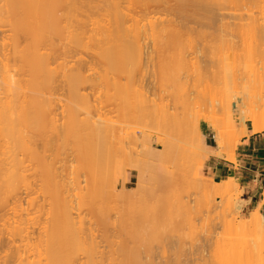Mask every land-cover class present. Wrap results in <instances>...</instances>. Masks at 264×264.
<instances>
[{
  "label": "bare ground",
  "instance_id": "6f19581e",
  "mask_svg": "<svg viewBox=\"0 0 264 264\" xmlns=\"http://www.w3.org/2000/svg\"><path fill=\"white\" fill-rule=\"evenodd\" d=\"M219 1L220 0H0V31L3 34H5L0 39V222L5 221L3 225H0V240L5 239V240H8V242H9L8 243L9 244L8 250H5L6 252L4 251L5 254H3L2 250H1L2 252H0V264H36V263L40 264L39 260L43 259L42 257H44V255L39 257V260L33 256L39 255V254H37V252L42 247L40 246L39 249H36L38 251L35 250L36 251L35 255H33L32 252L28 251L26 249V247L30 248L32 245L35 249V247L38 246L36 244H38L39 242L42 243L43 238L47 239V242H46V240L43 241V243H45V244L47 243V245L44 246L46 248V250L43 251V249H41L42 251L40 250L39 253L46 252V254H48L44 257L46 259L41 261V263L43 262V264H44V261H45V264H47V263L49 264V262H50V264H52V263L53 264H143L142 261L139 262V260L137 259V258H140L139 256L136 255L139 252L135 251L133 253L131 251L128 252V251L122 250L126 246L121 248L123 253H121L120 250H116L117 251L116 253H118V252H119V254L121 253V255H118L119 257L113 256L116 254L115 252L113 255L108 253L109 255L106 254L107 256H105V254H104L105 251L101 253V251H100L101 246H99L100 242H98L99 243L98 244L96 241V238H94V236H95L94 234H96V233L91 232L89 229H86L87 228L86 222H88V219H90L87 216L88 214L86 215V213L85 214H83L84 212L82 213L83 214L82 216L86 215V217H87V218L85 217L87 220L84 221L85 220L84 217H80L81 212H79L80 215H78L79 214L78 212L76 213L77 208H75L76 207L75 204L73 206V200L75 201V199H76L75 203L79 204V206L81 208H83L84 207L83 205H86V204L88 205L89 203L95 204L96 200L98 201L104 197L105 201H102V203L99 201V203H101L100 204L101 209L99 211L96 209L98 211L96 216H98L99 212L103 213L104 209L106 211L108 209V211H109L107 213L104 212L103 214L99 213L100 218L98 216V219H100L99 221H101L100 223H102V225H104L103 223H104L105 219L108 221V219L111 218V216H107L108 214L111 215L113 213H116L114 211L116 209V205L114 206L115 209L111 210L113 213L110 212V210H109L112 208V206L115 203L111 204V208H109L110 204L109 205L105 204L104 206H102V205L104 203H106V200L109 201L110 197H108V195H107V194H109V191L112 192L115 190L113 188H116L114 186V181H115L116 177H119L120 175L122 176L124 174V172H119L123 168L122 162L124 160L120 161V164L122 166L120 167L118 174L117 173L113 174L117 169L114 168L115 169L114 170L113 168H110V167L109 168L107 167L108 169H105L103 164H104V161H106L105 162V164H106L107 160H108V158L104 160V155L106 158V156H108V155L110 156L113 153V151H112L113 145L111 143L112 140L109 139V137L110 136H113V137L119 136L121 138L122 135H124V128L122 127L123 125L122 126L120 125L118 127H117V125L115 126L114 124L117 123L118 121L117 122L113 121L115 119H113L112 117H111V119H113V120H111L110 116L108 114H107L105 121H108L110 119L109 121H111V122L110 123L108 122V123L110 125H114V126H110L107 122H105V124L103 122V124H102L101 120L93 122L94 114L96 112V109L98 108L97 107L98 102H97V104L95 103L96 105H94V100L92 101L91 98L89 99V97H90V95L94 96L95 93L97 94L95 97H98V95L100 93L98 94L97 92H100L102 89L103 90H105V89L102 88L100 91H98L97 89H100L99 88L100 86L96 85L97 89L95 90L96 92H94L93 87H91V89H93L94 95H92L90 92V95L88 96V95H86L88 91L87 92L85 91L86 94H82L80 92V88H82V89L84 88V90H85V89H87L88 83H89V87H90V86L94 85L95 80L98 79L105 86H108L110 88L113 87L112 88L113 90H114V88H117V92L115 90L113 92L114 94H112V92L109 91L108 94L113 95L112 98L114 101H117L119 98L120 99L118 101L119 102L122 101L124 95L128 93V89L130 90V88L125 89V85L128 84V80L125 79L127 77L124 78L123 76L128 75V77H130L129 80L131 81L132 77L135 76L136 74H138L135 70H137V68L143 63V59H144L143 49L145 50L146 47L142 48V46L144 45L145 42H148V41L153 42L154 48L152 47L153 49L152 48L151 49L155 50L156 54L160 50L162 52V55H159L160 52L158 53L159 56L157 55L158 57L161 58L158 61L159 62L158 65L156 63L158 68L155 67L156 65L153 64L154 69L157 68V73H158L153 77L157 78L159 76V79L162 80V82L159 80V82H161V84L163 82L167 83V81H169L173 77L174 78L171 79V81H174L176 79L182 80V78H186V77H184V75L185 76L187 75V77H190L191 79L193 78L192 77L193 75H196L198 77H205V79H207V81L204 80L205 82L204 81H202V82L206 83L207 86L206 85H205L206 87L203 86L202 91H205L206 94L207 93L209 94L210 91H212L213 89H214V91L217 90V92L215 91L216 92L215 94L212 95V92H211V94H209L211 97H209L210 99L208 101L210 104L212 102L213 103L215 102L214 103L215 107L220 108L219 109L220 111H218V113L216 112V114L219 116H218V118L216 117L215 119L218 120L221 117L220 114L222 113V111L225 112V110H226L225 113H227L229 111L231 115L230 114H229L230 116L228 114L227 115L225 114V115L229 116V118H231L232 120L229 119L228 117H225L224 113L222 114V117L220 119H222L224 116L225 119H223V121H225L226 123L228 122V124H230V125L233 124V123L231 124V122L242 123L243 128L241 129L239 136L236 135L237 137L235 138V136L233 135L234 140H232L231 138H233V137H231L232 136L231 135L232 133H231L228 135L229 138L231 137L230 139L227 136L226 139L223 140V138L220 137L223 134L221 133V135H220L219 133L221 132V130H218V129H220L219 127L221 126L220 122H219V120L218 121L216 120L215 122L216 123L219 122L217 124L220 126L217 127L218 129H216V128L213 129L212 132H214L216 134V137H215L216 144L215 145L217 148L212 149V148L207 147V145L205 144V133H204L203 129L199 130V126H198L199 123H198V125L195 126L198 129L195 128V130H194L191 128L193 126V125L191 126V124L192 123L195 124V122H193V120L194 121L196 120L198 122V120H197L198 118L192 119V120L188 119V121L190 120V122H188V121L186 122L183 120L187 117L186 115L183 117L182 116L176 117V115L180 114L179 112L182 108L181 104L183 103V99H182L183 95L179 99H178L179 96H177V98L175 97L174 99L172 98L171 101H172V103L174 102V104L172 106H171L172 103H170L171 101H169L170 98L169 99L164 98L163 103H160V104L158 103V105H157L156 100L154 101V99L152 100V98H150L151 101H149L148 100L149 96L146 98L145 97L146 95L144 96L142 94L143 93L142 92L141 94L143 95V97L140 94V97L138 98L139 103H140L139 105L141 107L140 110H142V112L139 111V113L141 112L142 115H143V113H144V115H146L147 112H148V114H150L152 112V114L155 115V114H157L155 112H158V113L160 112V114H162V112H164L162 114V116L163 117L166 116V118L161 117L162 118L161 119L162 124L161 123L160 124L164 128L163 129L161 127L162 128L161 130L163 132H165L166 129L167 130L165 133L160 132V134H164V136L167 137L172 132L171 130H174L172 133L174 136L176 134V137H177L176 139H178V136H180V134L182 136L179 138H181V139L185 138V135H184L185 130H184V132L182 131L183 133L181 132V130L185 129V128H182L181 130H180V128L182 126H184V124H185L184 122H186L187 124L190 123L189 125H187V127H189V128L186 127L187 128V130H186L187 137H186V142L184 143L185 148H186L185 149L186 154L188 153V156L189 155L193 156V157L192 156L190 157V160H191V158H193L194 159L193 162H194L196 160V158H194V156L198 155L199 153H200L201 159H208L212 155L222 157L225 155V153L222 151L224 145H226L227 147L231 146V147H233L234 150H236L240 141L244 137H246V135L248 133V126H247L248 122L251 123V128L253 129V131L255 133L264 132V22H263L264 19H261V18H264V16H262L264 14V12H263L264 11L263 10L264 9V5H263L264 0H259V1L257 0L256 1V4H259V7L258 6H256V7L259 8V9L258 8L257 9L259 10L260 13L258 12V10L256 8H254V10L256 9L257 12H255L253 10V7L256 5L255 3H254L255 5H252V4L250 5L251 1H253V0H248V2H247V0H245L248 3L247 5L248 6L250 5L251 9H249V10L250 11L253 10L256 14H253L252 13L253 11L248 13V14L245 13V12H247L244 9L245 7H243V9H244L243 11H245V12L242 11L241 14H239L240 13L239 9L241 8L242 5L241 6L233 5V7H232L230 4H227V5H230L232 7V8H229L227 10L228 6H226V3H229L232 1L231 4H233V2H234V4H236L237 0H235V1L230 0L228 2H226L227 0L226 1L222 0V1H224V3L226 2L225 3L226 7L223 5L224 4L223 2H219ZM240 1L238 0L237 4ZM245 1L243 3H246ZM260 3H262V4L260 5ZM217 4L218 5L221 4V5H219L220 7ZM214 5H217L216 6L217 8L218 7L222 8L224 13H225V11L230 12V14H227V15L225 13L226 17H228L229 15H233V14L236 15L237 11H234V13L232 12V14H231V11H233V10H238V14L240 16H238V18H236L237 16L235 17L233 15L234 18L232 16V19L230 20L231 17L227 19L225 17V15L224 16L221 15L222 12H220L221 14L218 13L219 15L215 14L216 12L213 13V11H214L213 6ZM262 5H263V9H262V7L260 8V6H262ZM161 9L166 11V14H168L169 16L171 15V17L176 16V17H178V19L180 18L181 23L179 24L176 20H173L172 18L170 19V17H168L169 19L168 18L164 19L166 16H168L164 12H163L165 14L164 17L158 16L157 11H159ZM231 9H233V10H231ZM260 9H262V11H260ZM241 10H242V8L240 9V11ZM200 13H202V16ZM242 13H245L246 17H244L245 15ZM94 15H98L99 17H101V19L98 21H94L93 20ZM172 15H174V16H172ZM256 15H258V16H256ZM224 17L227 20H230L232 22L230 23V21H229L228 23H224L223 22L225 20ZM235 18H236V20H235ZM259 18H260V20H262L263 23L259 22ZM233 19L237 23L240 22L239 25H237V23H236V25H232L234 22ZM227 20H226V22H227ZM245 20L248 21L249 26L251 27V29H250L251 30V32H250L251 36L248 35L249 38H251V41L249 39V41H248L249 44H247V41H246L245 43L247 45H245V43L240 44V43H238L237 40H236V42H234V36L232 33L233 29H231V31H229L230 27H234V28L236 27L237 30H240L239 29L240 24L241 25H243L244 23L246 24ZM241 22L242 23L244 22V23L242 24ZM191 23H194L197 25L199 24V27H201L203 29H204V27L209 28V29H212V28L215 29L216 27H218V26L220 27V25H223L222 28L220 27L221 29H219V30H221V31H222V29H225V30L222 31L223 33L221 31H220V33H217L218 36H216V34H215V38L216 37L221 38V42L224 40V42H222V43H224L225 45L222 44L223 47L220 49L219 48L217 49V51L219 50L218 52H220V56L218 58H216L217 57L216 55L212 56V58L214 57L216 60L214 58H213L214 60H212L210 58V60L207 61L206 59L204 60V57H207L206 55L208 54V52H211V50H213V49L216 50L217 47L210 49V47H212V46H211V44H209L210 47L208 46L209 47L208 49L210 51H207V52H205V51L208 49H206L204 51L205 48H203V50L201 48L200 50H202V52H203V53L201 52L202 55H205L204 57L203 56L201 57L203 60L199 57H197V58L195 57L196 59L199 58L197 61H200V62L195 61L194 60L195 58L192 59V60H194V62H191V61L190 62L193 64H191V63L187 64V65H189L187 67L190 68V70H188L189 72L185 71L183 73V70L186 68L185 67L181 73H179L180 70L178 71V73H177L178 75L174 74V72L172 73L175 76L177 75L176 78H175V76H172V74H171V78L169 79L170 74H167L168 76L166 77V71L169 67V63H171L172 65L174 64V62L177 63V61H175V58L172 56V52L175 50L177 52V50L179 48L181 49V47L185 46V44H184V46H182V45H183V43H185L184 39H185L186 34L190 35L191 32L194 33V30H192V28L190 26ZM241 28L244 29L243 27H241ZM244 31H246V30H244ZM199 32H200L199 35L204 34V32H202V31H199ZM237 33H236L237 34L236 36L239 35V31H237ZM243 34H245V32H243L240 35L242 36ZM246 34H247V32H246ZM246 37H247V35H246ZM246 37L244 36L243 38H246ZM240 38H242V37H240ZM240 40H242V39H240ZM240 40H239V42H240ZM244 40H243V42H244ZM64 41H67L68 43L66 45L62 44V42H64ZM209 42H206V43H209ZM212 42H215V40ZM90 44H91V46H90ZM190 44H191V42H190ZM212 44H214V43H212ZM215 44H216V42H215ZM85 45L90 46V48L87 47L89 49H91V47H92V49L90 50L92 54H93L92 51H94V57H91V59L97 58L101 64H104V67L107 70V73L106 74L104 73V76L102 75L103 74L102 72H101L102 74H100L97 71L98 78H95V75L97 73H95V75L93 74L94 76L89 73V71H92V70L96 71L95 68L90 69L91 63L84 62V59H82V60L76 59L79 57V55H77L78 54L77 51L76 52H74V51L77 50L78 48L87 49L85 47ZM83 46H84V48H83ZM191 46H192V44H191ZM216 46H217V44H216ZM73 52H74V56L72 55ZM153 52L154 51H152V53ZM75 53H77V54L75 55ZM149 53H151V52H149ZM155 53H153V54H155ZM146 54H148V53H146ZM153 54H150L151 56L146 55L148 57V58L146 57L147 60L149 59V57H151L152 61H155V59H154L155 57L153 58V56H152ZM75 56H76V58H75ZM81 58L79 57L78 59H81ZM72 59H76L77 61L76 60L73 61ZM184 59H186V57L182 58V61ZM188 59L190 60L191 58H188ZM96 61L94 62V64L95 63L98 64V62H96ZM149 61L150 60H148L147 64L149 63ZM152 61H150V62H152ZM167 61H169V62H167ZM243 61H245V64L243 63ZM164 62L168 63V64H165ZM179 62H181V61H179ZM144 64H142V65H144ZM190 64L192 67H190ZM102 66H100V64H99V69H100V67L102 68ZM141 66L139 67L140 69H141ZM104 67L102 68V70H104ZM142 67H144V66H142ZM145 67L148 68V66H146V65H145ZM106 70H104V72ZM108 71H111V72H108ZM141 71H142V69H141ZM135 72H136V74H135ZM87 73H89L88 75H90V76H88V75L86 76ZM108 73L113 74L117 78L114 79L113 81H109L105 77V75H106L109 78ZM144 73H143V75H144ZM155 73L156 72H154V74ZM154 74L152 73V75H154ZM160 74H163L162 78H160ZM180 74L181 75L183 74L182 75L183 77H181ZM122 77L126 80V84L125 85L122 84L124 86L120 88L119 87L120 86L119 79ZM164 77H165V79H164ZM110 78H112V77L110 76ZM137 78L138 77H136V79ZM61 79L62 80L64 79V80L62 82H59V80H61ZM186 79H189V78H186ZM191 79H189V82L187 80V83L192 88H196V86L193 87V85L198 84V82L195 83L197 78L196 77L194 78L196 80L193 79L194 80V84L192 83L193 85L191 84V82H193V80H191ZM98 80H96V82H98ZM133 81H134V78L130 82V83H132V85H134V83H135V81L134 82ZM171 81L169 83H171ZM100 82H98V83L101 84ZM58 84L60 85V87H58ZM136 84H137V86L139 85L138 87H141V85L138 84L137 81H136ZM62 85H64V87L66 86L65 90L69 89L68 91L66 90L67 96L64 95L66 98L63 95H61L62 89L64 91V88H62ZM165 85L166 84H164V86ZM199 85H201V84H199ZM82 86H84V87H82ZM96 86H94V87H96ZM128 87H129V85H128ZM131 87L133 88L134 86H131ZM165 87H168V86L166 85ZM207 87L209 88V90L206 92V90L208 89ZM215 87H218L220 89L219 90H218V88L215 89ZM60 88H61V92H60L61 94L59 95L58 89H60ZM122 88L127 92L125 93V91ZM135 88H136V86H135ZM135 88H134V90H135L134 91L135 92L134 97L138 96L140 93L137 91L138 94H136L137 89H135ZM205 88H207V89H205ZM120 89L123 90L124 92L121 91ZM194 90L195 89H193V91ZM214 91H213V93H214ZM205 93H203V96H206ZM106 94H107V91L105 92V94L103 93V97L105 95V98L103 100L105 101L108 98L106 100L107 103L105 102L106 103L105 105L108 104V100H110V98H111V97L106 98V96H108V94L107 95ZM114 95L116 96V99H115ZM216 95L218 96L217 98L215 97ZM121 96H123V97H121ZM142 98L144 99V101L142 100ZM232 98H234V100ZM100 99L101 98L98 99V101H100L99 103L104 104V101L102 99L101 100ZM127 99H129V98H127ZM130 99L132 102L134 98L133 99L130 98ZM214 99L215 100L217 99V100L215 101ZM125 100L126 99H123V101H125ZM179 100H180V102H179ZM184 100H185V98H184ZM186 100H187V97H186ZM136 101L134 99V103ZM185 101L183 103L184 106L186 104ZM189 101H191V99ZM193 101H195V97H194ZM128 102H130V101H128ZM143 102H145L144 104H146V105H144ZM202 102H204V101L200 102V106H201ZM149 103H151V104H149ZM152 103H154V104H152ZM197 103H196L195 110L197 108ZM120 104L117 103L118 106ZM142 104L144 106H142ZM210 104H208V106ZM100 105H99V108H101ZM105 105H103L104 108H105ZM112 105L113 104L111 103L110 106H112ZM117 105H113V106L116 107ZM124 105H128V104L124 103ZM124 105H123V107H124ZM133 105L129 104L128 107L127 106L126 107H127V109L128 108L129 109L133 108L134 110L137 109V112H138L139 108H137V106H138L137 102L135 103L134 107H130ZM176 105L177 106L179 105L181 107H179V106L177 107ZM192 105H194V104H192ZM121 106H122V104H121ZM173 106H174L175 110L174 109H172V110L174 112H176V110L178 111L179 108H180V110H179V112H177L178 114H176V115H174L171 112V115L172 114L174 115L173 118L169 117L168 121H166L165 119H167V117L170 116L169 113L171 111V107H173ZM203 106L204 105H202L200 107V109ZM58 107L59 108L61 107V109L63 108L64 111L66 110L65 112H63L61 110L63 113H60L61 111L59 110L60 115H62V117L66 118L67 122L65 121L66 122L65 124H64V122H63V124L61 123L63 120H65V118L63 119L60 117V119H63V120L57 119V118H59L58 117L59 115H57ZM109 107H107V110H106L107 113H109L108 111H111V110H108ZM143 107H145V108H143ZM175 107H177V108H175ZM209 107L207 110L210 111ZM211 107H212V104H211ZM215 107H212V108H215ZM189 108L191 109V107H189ZM133 109H131V110H133ZM185 109H186V107H185ZM205 109H202V110H205ZM198 110H199V108H198ZM186 111H184V112H186ZM199 111H201V110H199ZM209 111H208V114L210 113ZM99 112L100 111H98V113L96 112L97 116H95L96 118L94 120H98L99 115L102 113V112L101 113H99ZM112 112L113 111H111L110 113L112 114ZM181 112H183V110ZM201 112H199V113H201ZM64 113L66 116L63 115ZM104 113H103V115H104ZM122 113H123V111H121L120 114H122ZM126 114H129V113L127 112ZM189 114H190V112H189ZM189 114H188V117L191 116ZM142 115H141V117H142ZM217 115H214V116H217ZM108 116H109V119H107ZM123 116H124V114H122L121 118ZM126 117H124V118H126ZM135 117L137 118V116H135ZM175 117H176V119H174ZM195 117H197V116H195ZM180 118H183L182 121H180ZM226 118L229 121H227ZM100 119H103V118H100ZM104 119H103V121H104ZM138 120L141 121L140 119H138ZM169 120L171 121V123H169L170 122ZM176 120H177V122H176L177 125H173ZM59 121H61V122L58 123ZM165 121H166L167 125H163V123ZM223 121L221 120V123ZM212 122L214 123V121H212ZM111 123H113V124H111ZM180 123H181V126H180ZM168 124H170V126H168ZM63 125H66V126H63ZM58 126H59V128L57 129ZM166 126L170 127V129L168 127L165 128ZM175 126L179 127V128L175 129ZM60 127L63 130V131L61 130V133L59 131ZM49 130L50 131L52 130V132H50L49 135L52 137H53V135L55 136V138L51 137L52 141L54 142V143L52 142L53 145H56V148L53 151L57 150L59 143L63 144V142L67 143L68 141H70V145H71L72 140H74L72 143L75 142V145H76L75 149L72 146L74 144L69 146L68 144L65 143L64 146L68 145L67 146L68 149H66L65 151L66 152L69 151L70 147H71V149L74 150V153L72 155H75L77 152V154H76L77 157L76 156H73V157L77 158V163L79 161L81 163L80 165H82V164L84 165V166L82 165L83 167L82 166L79 167V169L80 168L85 169L86 171H82V172L85 173L84 176L86 174H88V176H85V177L89 178V179L84 178L85 180H89V181H84V182H86L85 183L86 186L84 185L85 187L82 186L84 183L80 179L81 174H80V177H73V179L75 180V185H76L75 187L72 186V185H74V184H72L74 180L73 181L71 180L72 179L71 177L73 175L70 176V178H69V176L66 175V179L69 178V179H67V180H69L68 182H65L66 179L63 182L62 181V179H64L63 177H62L61 182H60V177H61V175H64V174H61L62 172H60L63 169L59 168L60 169V170L58 169L59 171L56 169V168H58L57 165H55V163L56 164L58 163V161H57L58 157H56V154H55L56 152L55 153L50 152L53 154L54 159L52 158V160H55L54 162L51 160V158H50L51 161L48 162L47 159H49V157L44 158V156H47V153H49L50 149L52 151L53 147H55V146L51 145L52 143L50 142L51 141L50 136L47 137V133L49 132ZM55 130H58L59 132L58 131L56 132ZM168 130L171 132H168ZM196 130H198V131H196ZM130 132H128V133H130ZM177 132H178V135H177ZM57 133H59V135L62 134L63 137L65 136L64 138H66V135H67L68 140L66 139V140H63V142H61L60 140H62V138L59 139V135L57 136ZM166 133L168 135H166ZM171 134L168 137L169 138L172 137L175 139V137ZM129 135H131V134H129ZM129 135H128V137H132V139H135V138H133V137H135V135H133V134H132L133 136H129ZM183 135H184V137H183ZM106 137H107V139H106ZM124 137H122V139ZM168 137L160 139V143L162 144L165 152L172 154L173 160H174V157L179 156L178 158H180V155L183 152L182 153H181V151L178 152L177 148L181 147L183 150L184 144L182 143L183 145L181 144L182 145L181 146L179 144V142L181 140L178 139L179 141H175L178 143V147H177L174 144L175 142L173 143L174 140L169 139ZM46 138L47 139L49 138L50 141L47 140ZM37 139H39V140H37ZM40 139H42V141H45L41 144L46 147V149H45L44 146H42L44 148V149L41 148L44 151V152L41 151L42 153L39 152L41 149H39L40 145L38 148V144H37V141H38V143L41 141ZM108 139L111 141H109ZM102 140H103V143L101 144V147L102 146L103 147H102V150L100 152H102L103 149H105L107 147L106 141L109 142L110 146L108 145V147H110L111 150L108 149V150H110L108 152L109 154H104L105 151H103L102 153L104 155L100 152H99L100 155H97V153L95 154L93 152L100 146L99 143H101ZM147 140H148V138L146 139V141ZM171 140H173V141H171ZM230 140L233 141V144H230V142H231ZM56 141H59V142L56 143ZM104 141L106 143H104ZM117 141H119V139ZM146 141L144 142L145 144L147 143ZM49 142L51 144H49ZM137 142H139V141H137ZM137 142H136V144H137ZM182 142H184V141L182 140ZM46 143H48V144H46ZM35 145H37V147H35ZM47 145L50 146L49 150H48ZM148 145H150V144L148 143ZM61 146H63V145H61ZM104 146H106V147L104 148ZM63 148L61 147L60 148L61 151L58 149L57 152L62 154ZM124 148H126V147H124ZM98 149H101V148L99 147ZM149 149H151V148L149 147ZM173 149H175V150H173ZM176 149H177V152H175ZM73 150H70L69 152H71V151L73 152ZM123 150H125V149H123ZM80 151H82V154L80 153ZM97 151L98 150H96V152ZM149 151L150 150L146 151L147 154H149V155H147L148 159L154 160V156H152V154H150V153H153L152 150L150 152ZM173 151H174V153H173ZM78 153L81 155V157L78 156ZM176 153L178 154V156H176L177 155ZM186 154H184L182 161H183V159L184 160L188 159L187 158L188 156ZM128 155H127V157H130ZM182 155H181V157H182ZM48 156H49V154H48ZM119 156H120V152H119V155L117 157H119ZM147 156H146V158H147ZM78 157H79V159H78ZM111 157L112 156H110L109 160L119 164L118 163L119 161L117 160V158L114 157V155H113L114 158L113 157L111 158ZM122 157H124V156H122ZM80 158H82V159H80ZM236 158H237V155H236L235 151L232 152L228 156V160H230V161L236 160ZM26 159L27 160L29 159L28 161H31V164ZM87 159H91V161H89ZM94 159H96V161H94ZM176 159L177 158H175V161H176ZM83 160L86 161L85 162L86 164L83 163ZM116 160L118 162H116ZM158 160H160V157ZM161 160L159 162H161ZM173 160L171 161V163H174ZM180 160H181V158L177 159L178 162H176V164H175V168L176 169L178 168L177 171L180 170L179 169L180 165H181ZM45 161L47 163L51 162L52 164L49 165ZM111 161H109V162H111ZM32 162L34 163L33 166H32ZM129 162H131V161H129ZM191 162H192V160H191ZM196 162L197 161H195V163ZM108 163L106 164V166H108L110 164V163L109 164ZM146 163H148V166L144 167L143 170L140 169L141 164H139V160H136V161L134 160V162H132L131 164H134V166H135L134 168H136V172H138V177L141 176L145 180V182H146V180L147 181H150L151 179L155 180V179L151 178V176H147L148 175L147 172L151 169L150 167L153 163H151V162H150L151 164L149 162H146ZM179 163H180V165L178 167ZM195 163H193V164H195ZM28 164H30V166ZM162 164L164 165V163H162ZM54 165H55V167H54ZM72 165L73 164H71V166ZM76 165H79V164H76ZM129 165H127V166L129 167ZM168 166L169 165H167V167ZM53 167L56 170H54ZM32 168L35 171V175L40 174V176L39 175L38 176L40 177V183L41 184L40 183L39 184H40V186H42V188L39 186L38 183H37L36 188H35V185H33L31 182H29L28 177H26V176H28L27 173H29L28 172L29 170H31V173H33L32 176L33 177L35 176L34 172L32 171ZM34 168H36V170ZM72 168H73V166L71 167V170H73V172L75 173L74 168L73 169ZM76 168L77 167H75V169ZM117 168H119V167H117ZM125 168H126V166H125ZM147 168L149 170H147ZM67 169H70V166H68ZM109 169L110 170L112 169L111 172H109L110 171ZM26 170H28L27 173H26ZM123 170L124 169H122V171ZM194 170H195V167H194ZM57 171L60 173V176H59V173ZM77 171H79V170H76V173H77ZM36 172H38V173L36 174ZM64 172H67V174H68L67 170ZM150 172H151V170H150ZM77 175H78V173L75 174V176H77ZM37 177H35V178L37 179V182H38L39 177L38 178ZM173 178H175V177L173 176ZM26 179H27V181H26ZM171 179L172 178H170V181L172 182ZM41 180H42V182H41ZM71 181H72V183H71ZM77 181H78V183H77ZM197 181H198V187L204 186L203 185L204 182L200 177L197 178ZM87 182L89 183V185H88L89 187L87 186V184H88ZM30 183L32 184V186L35 189L32 188ZM66 184L67 185L69 184L71 186L70 188H72V187L76 188L77 187V189L79 190L81 195L78 194L79 192L77 193L76 196L73 195L72 191L74 189L72 188V190H71L69 188V185H68V187H66L67 186ZM77 184H78V186H77ZM80 184H81V186H80ZM210 184L215 185L216 187H218L221 190L223 198L225 201H228V197L230 199V197L235 195V194L234 195H232V194L239 190V181L234 179V178H229L227 180H223L222 182H216V181L212 180L210 182ZM30 187H31V189H29ZM140 187H143V186H140ZM26 188H27V190H29L30 195H32L34 193V192L31 193V191H33V190L35 191L36 189H38V190H36L34 195L37 193L36 195L38 196V191H40L42 194L44 193L43 194L44 197L43 198H42V196L40 197L41 194L39 193L38 198L40 197V199L42 198V200H45L47 202V200L44 199L47 196L49 201L52 202V204H51V202L49 203V201H48V204H47V206L49 205V207H50L49 209L51 211L46 207V202H42L43 206L45 205L44 210H46V211H47V209L49 210L47 212L45 211L46 212V218H45L46 220L43 221V223L45 222L44 223L45 225L48 222L46 225L47 229H46L45 225L42 224L45 227L43 230V226L40 224L41 223V221H40V223L38 222V228H40L39 226H41L40 229H42L43 231L40 229H39L40 230L39 231L38 228L36 227L37 225L36 226L34 225L36 227L35 230L37 229V232L34 231L35 233H33V232L29 233V234L33 233V236H30L28 233H26V232L30 231L31 229H26V227H27L26 226V220L28 218L25 215L28 216V214H26L27 208H25L23 206L22 200H21L22 190L27 191ZM83 188H84V190L80 191ZM86 188H87V190H86ZM165 188L167 189V187H165ZM40 189H42V190H40ZM66 189H68V191ZM69 190L72 193H69ZM78 190H76L74 192H77ZM85 190H86V193L84 194L83 192ZM165 190H163V191H165ZM168 190H170V189H168ZM123 191L125 192V189H123ZM144 191H145V189H144ZM67 192L69 193V195ZM121 193L122 192H120V194ZM141 194H144V193H141ZM70 195L72 197H75V199L74 198L72 199ZM78 195L81 197H79ZM77 196L79 197L78 199H77ZM105 196H107V197H105ZM120 196H122V194ZM106 198H109V199H106ZM129 198L130 197L126 198V200L127 199L130 200ZM33 199L31 198V200L34 201V204H35V200H36L37 205L36 204L35 205L38 207V204H40V202L38 203V201H42V200H38L36 197H34ZM231 199H233V197ZM109 202H107V203H109ZM175 202H177V200H175L174 203ZM228 202H226V203H228ZM231 202H232V200L229 203L231 204ZM178 203H179V205H177V204H175L176 206L173 205L174 206L173 211L177 210L179 212V210H184L183 212H185L186 217H188L187 220L189 221L190 210L188 209L186 203H184V202L181 203L180 201ZM34 204H33L34 208H37V207H35ZM50 204H51V206H50ZM97 204H96V206H98ZM141 204H139V206ZM145 204L146 203H144V205ZM230 204L227 206L228 207L231 206ZM33 206L29 205V207H33ZM131 206H133V207H130V209H127V210H129L128 212L131 213L133 211L131 214L133 215L135 213L137 215L136 216L134 214L135 216L132 217L133 220L134 219H136V220L132 221L129 219L130 221H128L129 225L131 224L130 227H132V224H133V226H135V227H133V229L131 228L132 231L138 230L139 226L141 227V225H140L141 222L144 223V221H147L148 219L149 220L146 223L149 222V224H151L150 222L152 219L148 218L149 216H147V218H145L146 215L144 217L142 216L144 214V212H146V211L142 210V213L140 214L139 209L142 207L137 208V206L135 207L133 204H131ZM147 206H148V204H147ZM104 207H107V208H104ZM242 207L243 206L242 205L239 206V204H238V206H236L237 210H239V211L242 210ZM38 208H40V207H38ZM93 208H92V211H94ZM78 209H79V207H78ZM39 210L43 211V208L39 209ZM52 211L55 214L53 217H52V215H53ZM77 211H79V210H77ZM92 211H91V213H92ZM134 211H136V212H134ZM177 211H176V213H177ZM10 212H12V213H10ZM45 212H43V213L45 214ZM149 212H150V210H149ZM43 213H42V215H44ZM48 213H50V214H48ZM75 213L78 215L77 218H75V216H76ZM11 214H13V215H11ZM74 214H75V216H74ZM104 214H107L106 215L107 217ZM119 214H118V216L120 217L119 220L122 221L121 218L123 217L124 214H126V212L123 213V215L122 214L119 215ZM146 214H147V212H146ZM148 214H150V213H148ZM172 214H174V212ZM178 214H180V213H178ZM9 215H11V216H9ZM42 215L40 214L38 217H40V216L42 217ZM91 215L92 214H90V212H89V217H91ZM139 215H141L142 217ZM161 215H163V214L161 213ZM161 215H160V217H161ZM175 215H172V216H175ZM10 217H12L13 220H12V218L10 219ZM41 217L40 218L35 217L36 219L34 217H30V218L33 219L32 220L33 222H35V220H39V219L42 220L44 218V217H42V218ZM93 217H91V219ZM104 217H106V218H104ZM47 218H49L50 221H49V219L47 221ZM81 218H82V221L80 220ZM167 218H169V216ZM31 219H29V220L31 221ZM77 219H79V220H77ZM158 219H159V217H158ZM126 220L120 222V226L125 231L127 229L129 230V228H130V227H128V225H126L128 227L126 229L125 225L124 226L122 225V224H125ZM32 221H31V223H32ZM107 221L105 222V225L108 224ZM93 222H95V220ZM93 222L91 224H93ZM133 222L134 223L136 222L135 224L137 226ZM227 222H228V224H227ZM227 222H226V224L228 226H230V224H232L231 221H227ZM235 223L233 221V224L230 227H232V228H233V226L235 227L236 226ZM84 224H85V226H84ZM98 225H100L102 227L101 224L98 223ZM239 226L237 228L241 229L242 226H244V229L243 228L241 230L238 229V232H236L237 231L236 227L234 228V230H236V231L231 230L232 228H230L228 230V232L234 231V234H233V232L229 233V234L230 235L232 234L231 236H233L235 238L233 239V237H232V239H228V241H226L227 239L224 240V243L219 247L220 251L215 256V258L218 260L219 264H251V261L253 263L256 260H260L261 253L263 251L262 249L264 248V217L260 213V210L259 211L257 210L256 213L252 214L247 219V222H245V225L243 224V225H239ZM28 227L30 228V226H28ZM49 228L51 230H49ZM90 228H91V226H90ZM228 228L229 227H227V229ZM33 229H32V231H33ZM245 229H247L248 231H251L253 233L252 234L253 235L252 238H254L253 241L250 240L251 236H249V233ZM41 231H42V236L41 235L40 236H41V238L43 236L44 237L41 239V241H39L38 238H40V236H36V233H37V235L41 234ZM44 231L46 232V234L44 233ZM49 231H51L52 234H49ZM239 231L243 232V233L240 232L241 236L244 235V231H246V233H248V234L244 235L245 236V237H243L244 239L246 238V235L250 238H247L245 240L240 239L242 237L239 236ZM130 233H131V235H134V234H132V232H130ZM236 233H238L239 237H237ZM229 234H226V236L231 237ZM29 236L30 237L36 236L37 240L39 242L37 241L38 243L34 244L35 243L34 239H36V238H30ZM95 237H97V236H95ZM27 239H30L32 243L27 242V241H30ZM32 239H33V241H32ZM236 239L239 240L238 242H240L242 240L241 244L240 243L234 244V243H236L235 242ZM247 240H250V241H248L249 243L252 241L250 243L251 246H250V244L246 245L248 243L243 244V241L247 242ZM27 243H31V244L28 245ZM252 243H253V245L256 244V246H253ZM40 245H42V244H40ZM235 245L238 248L239 247L243 248V246H245L248 249L250 246L251 248H253V250L250 249V251L248 252L247 248H246V250L244 249V251L242 252L243 249L242 250L237 249L235 247ZM33 247H32V249H33ZM26 251H28L30 255ZM111 251H110V253H111ZM137 251H138V249H137ZM245 251H246V253H245ZM252 251H254V252L256 251V252L254 253ZM26 253L30 257L32 255L33 256L30 258ZM139 255H140V253H139ZM27 256L29 257V259ZM47 256L50 257L51 260ZM255 258H256V260H255ZM31 261H33V262H31ZM35 261H37V262H35Z\"/></svg>",
  "mask_w": 264,
  "mask_h": 264
},
{
  "label": "rangeland",
  "instance_id": "374dc122",
  "mask_svg": "<svg viewBox=\"0 0 264 264\" xmlns=\"http://www.w3.org/2000/svg\"><path fill=\"white\" fill-rule=\"evenodd\" d=\"M224 1H226V0H224ZM224 1H222V0H220L219 2H223L224 3ZM228 1H230V0H227L226 2H228ZM233 1H235V0H233ZM238 1V0H237ZM237 1H236V4H237ZM240 1V0H239ZM245 0H241L237 5L236 4H234V2H233V4H231L232 3V1L231 2H229V3H226V6H228V8H227V10L229 9V8H232L233 7V5H235V6H241V8H242V10L240 11V9H239V14H241V12L245 9V11H247V12H245V11H243V12H245V13H250V12H252L253 10H254V8H258L259 7V4H256V1L257 0H253V1H251V3H250V5L252 4V5H255L254 7H253V10L252 11H250L249 9H251L250 8V5L248 6L247 4V2H248V0H247V2L246 3H243ZM259 1V0H258ZM225 3L223 4L224 6H225ZM255 3V4H254ZM227 4H230V5H227ZM262 3H260V5H261ZM218 5V4H217ZM217 5H214L213 6V13L214 12H216L215 14H221L220 12H222V14L221 15H225V13H226V15L227 14H230V12H228V11H225V13H224V11L222 10V8H219L220 6L219 5H221V4H219L218 6V8L216 7ZM264 5V4H263ZM263 5L262 6H260V8L262 7V9H263ZM225 6V7H226ZM256 6H258V7H256ZM243 7H245L244 9H243ZM252 7V6H251ZM224 8V7H223ZM239 8V7H238ZM254 10L255 12H257V10L259 9H257V10ZM262 9H260V11H262ZM231 10H233V9H231ZM230 10V11H231ZM264 10V9H263ZM234 11H237V14H238V10H233V11H231V14H232V12L234 13ZM252 12L253 14H256L255 12ZM158 12V16H165V14H166V11H164V10H159V11H157ZM165 14H164V13ZM258 12H259V10H258ZM264 12V11H263ZM262 12V13H263ZM163 15H162V14ZM245 13H242V14H244L245 15ZM260 13V12H259ZM261 13V14H262ZM201 14V16H202V13H200ZM218 14V15H219ZM235 15V14H233L236 18H238V16H240L239 14L238 15ZM166 15H168V14H166ZM204 15V14H203ZM226 15H225V17H226ZM233 15H229L228 17H226L227 19L228 18H230V20L232 19V16ZM172 16H174V15H172ZM234 16H233V18H234ZM242 16V15H241ZM256 16H258V15H256ZM260 16V15H259ZM262 16H264V14L262 15ZM261 16V17H262ZM82 17V16H81ZM168 17H170V19L172 18L173 20H176L179 24L181 23V19L179 18L178 19V17H176V16H174V17H171V15L169 16H166L164 19H167ZM224 17V18H225ZM244 17H246V15L244 16ZM225 18V20L223 21L224 23H228L230 20H227ZM236 18H235V20H236ZM101 19V17H99L98 15H94L93 16V20L94 21H98V20H100ZM169 19V18H168ZM261 19H264V18H261ZM226 20H227V22H226ZM234 20V19H233ZM235 20H234V22H233V24L232 25H236V23L237 22H235ZM247 20V19H246ZM245 20V21H246ZM232 21H230V23H231ZM259 22L260 23H263L262 22V20H260V18H259ZM229 23V24H230ZM235 23V24H234ZM239 23L240 22H238L237 23V25H239ZM242 23V22H241ZM244 23V22H243ZM242 23V24H243ZM191 28H192V30H194V33H192L191 32V34L190 35H188V34H186L185 35V39H184V41H185V43H183V45L182 46H184V44H185V46L184 47H181V49L179 50H177V52H176V50L175 51H173L172 52V56L175 58V61H177V63L176 62H174V64L172 65L171 63H169V67H168V69H167V71H166V77L168 76L167 74H170L169 75V79L171 78V74L174 72V74H177L178 73V71L180 70V72L179 73H181L182 72V70H183V73L185 72V71H188V70H190V68L189 67H187V66H189V65H187V64H189V63H191V62H194V60L195 61H197L199 58H201L202 56L204 57L205 55H202V50H203V48H205L204 49V51L206 50V49H208L210 46H209V44H211V46L212 47H210V49H213L214 47L216 48V50H211V52H208V54L206 55L207 57H204V60L206 59L207 61L208 60H210V58L212 59V60H214L213 58H212V56L213 55H216L217 57L216 58H218L219 56H220V52H218L217 51V49L219 48H222L223 46H222V44H224V43H222V42H224V40L221 42V38H219V37H216L215 38V34H216V36H218L217 35V33H220V31L221 30H219V29H221L222 28V26L223 25H220V27L218 28V27H216L215 29H209V28H205L204 27V29L203 28H201V27H199V24L197 25V24H194V23H191ZM201 26V25H200ZM239 27V26H238ZM241 27H243L244 29H242ZM224 28V27H223ZM203 29V30H202ZM231 29H233V31H232V33H233V36H234V42H236V40L238 41V43H240V44H244L246 41H247V44H249L248 43V41H249V39H250V41H251V38H249V36L248 35H250L251 36V27L249 26V23H248V21H246V24L244 23L243 25H241L240 24V27H239V29L241 30H237L236 29V27L234 28V27H230V29H229V31H231ZM225 29H222V31H224ZM244 30H246V31H244ZM198 31V32H197ZM199 31H202V32H204V34H201V35H199L200 34V32ZM207 31V32H206ZM219 31V32H218ZM221 31V32H222ZM237 31H239V35L238 36H236L238 33H237ZM243 32H245V34H243L242 36L240 35V34H242ZM246 32H247V34H246ZM250 34H249V33ZM223 33V32H222ZM237 33V34H236ZM214 34V35H213ZM5 34H3L1 31H0V39H1V37H3ZM203 35V36H202ZM246 35H247V37H246ZM246 37V38H243V37ZM239 37V38H238ZM240 37H242V38H240ZM215 40V42H216V44H217V46H216V44H215V42H212V41H214ZM240 39H242V40H240ZM245 39V40H244ZM248 39V40H247ZM239 40H240V42H239ZM243 40H244V42H243ZM210 41V42H209ZM242 41V42H241ZM190 42H191V44H192V46H191V44H190ZM206 42H209V43H206ZM68 42L67 41H64V42H62V44H64V45H66ZM212 43H214V44H212ZM147 44V45H146ZM246 43H245V45H247ZM225 45V44H224ZM90 46H91V44H90ZM90 46H87V45H85V47L87 48V47H89L90 48ZM191 46V47H190ZM202 46V47H201ZM209 46V47H208ZM145 48V50L143 49V54H144V59H143V63L142 64H144V65H142V66H144L145 67V65L146 66H148V68H144V67H142L141 65V69H142V71H141V69L138 67L137 68V70H135L138 74H136V72H135V76H133L132 77V80H133V78H134V81H135V83H134V85H132V83H130L131 81L129 80V78L130 77H128V75H124L123 77L125 78V77H127V78H125L126 80H128V84H126V80L122 77V78H120L119 79V81H120V88L121 87H123L125 84V89L126 88H130V90L128 89V93L127 94H125L127 91H125L123 88V90L125 91V95H124V97L123 96H121V97H123V99H126L125 101H123V99H122V101H114L113 100V98H112V94H114L113 92L116 90V92H117V88H114V90L112 89V88H110V87H108V86H105L104 84H102V82H100V80H98V79H96V80H98V82H100L101 84H99L98 82H96V80H95V82H94V85H92V86H90L89 87V83L87 84V89H85L84 90V88L82 89V88H80V92L82 93V94H86V92H87V94L86 95H90V92H91V94L92 95H94V92H96L95 90L97 89V86L96 85H98V86H100L99 88L100 89H97L98 91H100L102 88H104L106 91H107V94L109 93V91H111L112 92V94H108V96H106V98L107 97H111L110 98V100H108V106L107 105H105L106 103H107V99L104 101L103 99L105 98V95H104V97H103V93L105 94V90H101L100 92H97L99 95H98V97L99 98H101L103 101H104V104H101V103H99L100 101H98V97H95L97 94L95 93V95L94 96H91L90 95V97H89V99L91 98V100L93 101L94 100V105H96L97 104V102H98V104H97V109H96V112L98 113V111H100L99 113H101L104 109V111L99 115V117H98V120H94L96 117L95 116H97V114H96V112H95V114H94V119H93V122L95 121H99V120H101L102 122V124H103V122H104V124H105V122H111V121H109L110 119H111V117L113 118V119H115V120H113V119H111V120H113V121H115V122H117V123H115L114 125L116 126L117 125V127L118 126H122L123 128H124V135H122V137H124L123 139H122V137L120 138L119 136H116V137H113V136H110L109 137V139H111L112 140V145H113V147H112V151H113V153H112V155H110V156H112L113 157V155H114V157L115 158H117V160L119 161H117L116 160V162H118L119 164H117V163H115V162H112L111 160H109V158H110V156L108 155V156H106V158H105V155L104 154H109L108 152L111 150L110 149V147H108V145H109V142L108 141H106L107 142V147L106 146H104V148L105 149H103V151H105L104 152V154L102 153V152H100L101 150H102V147H101V144L103 143V140H102V142L101 143H99L100 144V148L101 149H96V150H98L97 152H96V150L93 152V153H97V155H100L99 154V152L100 153H102L103 155H104V160L105 159H107L108 158V160H107V163L109 162V161H111V162H109L108 164V166H106V164H105V162L106 161H104V164H103V166H104V168L105 169H108L109 167L110 168H115V169H117L113 174H115V173H117L118 174V171H119V169H120V167L122 166L121 164H120V161H122V160H124L123 162H122V164H123V168L122 169H124L123 171H122V169L119 171V172H124V174L121 176L120 174V176L119 177H116V179H115V181H114V186L116 187V188H113V189H115L114 191H112V192H110L109 191V194H107L108 195V197H110V199L109 198H106V199H109V201L108 200H106V203H104L102 206H104L105 204H107V205H109L110 204V206H109V208H111V204L112 203H115L113 206H112V208L111 209H109L110 210V212H112L111 210H114L115 208H114V206L116 205V209L114 210L116 213H113V214H111V215H107V214H104L105 216L107 215V216H111V218L110 219H108V221L105 219V221H104V225H102V223H100L101 221H99L100 219H98V216H99V213H98V216H96L97 215V212L101 209V203H102V201H105L104 199V197L102 198V199H100V200H96V202H95V204L93 205V204H91V203H89L88 205L86 204V205H83L84 207L83 208H81L80 206H79V204H76L75 203V201H76V199H75V197H72L71 195V198L73 199H75V201L73 200V206H74V204H75V208H77L76 209V213L78 212H81V215H80V213L78 214V215H80V217H84V221H86L87 219V217H86V215L88 216V218H90V219H88V222H86V229H89L91 232H94V233H96V234H94L95 236H97V237H95L94 236V238H96V241H97V243L98 242H100V244H99V246H101V249H100V251H101V253L102 252H104L105 251V256H107V255H109V254H111V255H113L114 254V252L116 253L117 251L116 250H120L121 251V253H123V251L122 250H125V251H131V252H139L140 253V255H139V253H137L136 255L137 256H139L140 258H137L138 260H139V262L140 261H142V263L143 264H219V262H218V260L215 258V256H216V254H218L219 253V251H220V249H219V247L224 243V240H226V241H228V239H232V237L233 236H231L229 233H232L233 232V234H234V231H236V232H238V229H240V228H237L239 225H245V222H247V219L251 216V213L249 212V210L248 209H245V206H246V203L243 201V199H244V190L241 188V190H240V186H239V190L237 191V192H235V193H233L232 195H234V196H232L233 197V199H231L232 197H230V199H229V197H228V201L230 200H232V202H231V204L228 202V201H225L224 200V198H223V195H222V192H221V190L218 188V187H216L215 185H213V184H210V182L213 180V178H211L209 175H207V173H206V170H205V167H206V160L207 159H201L200 157V153L198 154V155H195L194 156V158H196V160L195 161H197L196 163H195V161L193 162V158H191V160H192V162H191V160H190V157L192 156V155H189L188 156V153L186 154V148H185V142H186V137H187V133H186V130H187V128H189V127H187V125H189V124H187L186 122L188 121V119H190V120H192V119H197L198 120V122L195 120H193V122H195V124H191V128L192 129H194L195 130V128L196 129H198L197 127H195L196 125H198V123H199V130H202L203 128L202 127H204V128H208V129H210L211 131L213 130V129H218L217 127H219L220 125V129H218V130H221V132L219 133L220 135H221V133L223 134V135H221L220 137L221 138H223V140L224 139H226V137L229 135V134H231L232 136L231 137H233V135L235 136V138L237 137L236 135H238L239 136V134H240V131H241V129L243 128V126H242V123H240V122H231V124L232 125H230V124H228V122L226 123L225 121H223V119H225L224 118V116L225 117H228L229 118V116L231 115L230 114V112L228 111L227 113H225L226 112V110H225V112L224 111H222V113L220 114L221 115V117H222V114L224 113V116H223V118L222 119H218L219 120V122H220V125H218L217 123H219V122H215L217 119H215L216 117L218 118V116L219 115H217L216 114V112L218 113V111H220L219 109L220 108H216L215 107V102L213 103H211L212 104V107H215V108H212L211 107V104L208 102L209 101V97H211L209 94H211V92H212V95L213 94H215L216 92H217V90H215L214 91V89L212 90V91H210V93L208 94H206L205 93V91H202L203 89H202V87L203 86H205L206 85V83H204L205 81H207V79H205V77H198V76H196V75H193L192 77V79L190 78V77H187V75L185 76L184 75V77H186V78H189V79H191V80H193L195 77L197 78V80L196 79H194V80H196L195 81V83H197L198 82V84H194V80H193V82H191V84L193 85V87L194 86H196V88H192L191 86H189V84L187 83V80H188V82H189V79H186V78H182V80L181 79H176V80H174V81H171V79H173V78H171L169 81H167V83H164V84H166L168 87H165L164 86V84L162 83L161 84V82H162V80H160L159 79V76L157 77V78H155V77H153V76H155L156 74H158L157 73V65H158V61L161 59L160 57H158L159 55H162V52H161V50L160 51H158L157 52V54L155 53V50H152L153 48H154V44H153V42H150V41H148V42H145L144 43V45L142 46V48ZM153 47V48H152ZM83 48H84V46H83ZM89 48H87V49H82V48H78L77 50H75L74 52H78V54L77 53H75V55L77 54V55H79V57L81 58V59H78V58H76V56H75V58L77 59V60H82V59H84V62H89V63H91V66H90V69H96V71H94V70H92V71H89V73L91 74V75H95V73H97V71L100 73V74H102L103 76H104V73L106 74L107 73V70L105 69V67H104V64H101L100 63V61L97 59V58H92L91 59V57H94V51H92L93 52V54L91 53V49H92V47H91V49H89ZM152 48V49H151ZM202 48V50H200ZM152 51H154L153 53H155V54H153L152 53ZM207 51H210L209 49L208 50H206L205 52H207ZM74 52L72 53V55L74 56ZM148 53V54H146V53ZM149 52H151V53H149ZM160 52V53H159ZM176 52V53H175ZM200 52V53H199ZM202 52V53H201ZM204 52V53H205ZM158 53H159V55H158ZM198 53V54H197ZM150 54H153L152 56H153V58L155 59V61H152V58L151 57H149V59L148 60H150V61H152V62H150L149 61V63L147 64V62H148V60H147V56L149 55V56H151ZM201 54V55H200ZM71 55V56H72ZM147 55V56H146ZM158 55V56H157ZM189 56V57H188ZM147 57V58H146ZM186 57V59H184L183 61H182V58H185ZM197 57H199L198 59H196ZM188 58H191L190 60L188 59ZM195 58V59H194ZM209 58V59H208ZM76 59H72L73 61H75ZM96 61V62H98V64H94V60ZM181 59V60H180ZM192 59H194V60H192ZM202 59V58H201ZM76 60V61H77ZM163 60V59H162ZM161 60V61H162ZM203 60V59H202ZM201 60V61H202ZM216 60V59H215ZM160 61V62H161ZM179 61H181V62H179ZM189 61V62H188ZM191 61V62H190ZM167 62H169V61H167ZM188 62V63H187ZM197 62H200V61H197ZM156 63H157V65H156ZM165 63V62H164ZM243 63L245 64V61H243ZM99 64H100V66H102V68L104 67V70H106L105 72H104V70H102V68L100 67V69H99ZM156 65L155 67H157L156 69H154V65ZM161 64V63H160ZM165 64H168V63H165ZM186 64V65H185ZM191 64H193V63H191ZM191 64H190V67H192L191 66ZM98 67H97V66ZM172 65V66H171ZM185 65V66H184ZM94 66V67H93ZM96 66V67H95ZM92 67V68H91ZM100 70H98V69ZM189 68V69H188ZM147 70V71H146ZM141 71V72H140ZM102 72V73H101ZM108 72H111V71H108ZM145 72V73H144ZM154 72H156L155 74H154ZM189 72V71H188ZM89 73H87L86 74V76L89 74ZM142 73V74H141ZM143 73H144V75H143ZM152 73L154 74V75H152ZM109 74V75H108ZM107 75L109 76V78L105 75V77L109 80V81H113L114 79H116L117 77H115L113 74H111V73H108ZM111 74V75H110ZM165 74V73H164ZM186 74V73H185ZM93 75V76H94ZM98 73L95 75V78H98ZM134 75V74H133ZM143 75V76H142ZM178 75V74H177ZM177 75L175 76V75H173L172 74V76H175V78L177 77ZM181 75V74H180ZM179 75V76H180ZM183 75V74H182ZM181 75V77H183ZM88 76H90V75H88ZM110 76L112 77V78H110ZM114 76V77H113ZM136 77H138L137 79H136ZM163 77V74H160V78H162ZM180 77V78H181ZM199 78V79H198ZM164 79H165V77H164ZM64 80V79H63ZM62 79L61 80H59V82H62L63 81ZM159 80L161 81V82H159ZM190 80V81H191ZM205 80V81H204ZM130 81V82H129ZM133 81V82H134ZM136 81L138 82V84H140L141 85V87H138L137 86V84H136ZM166 81V80H165ZM171 81V83H169ZM202 81H204V82H202ZM97 83V84H96ZM60 84V83H59ZM58 84V87H60V85ZM92 84V83H91ZM122 84H124V85H122ZM199 84H201V85H199ZM128 85H129V87H128ZM134 86L133 88L131 87V86ZM94 86H96V87H94ZM103 86V87H102ZM127 86V87H126ZM135 86H136V88H135ZM165 88H164V87ZM207 86V85H206ZM205 86V87H206ZM66 87V86H65ZM65 87H64V85H62V88H64V91H63V89H62V92H61V88L60 89H58L59 90V95L61 94V95H66L67 96V93H66V90H65ZM82 87H84V86H82ZM91 87H93V89H94V92H93V89H91ZM118 87V88H119ZM144 87V88H143ZM68 88V87H67ZM86 88V87H85ZM90 90H89V89ZM134 88L135 89H137L136 90V94H138V92H140L139 93V95L138 96H136V97H134L135 96V90H134ZM142 88V89H141ZM208 88V87H207ZM207 88H205V89H207ZM213 88V87H212ZM218 87H215V89H217ZM146 89V90H145ZM193 89H195L194 91H193ZM220 88H218V90H219ZM69 90V89H68ZM67 90V91H68ZM121 90V89H120ZM119 90V91H120ZM123 90H121V91H123ZM192 90V91H191ZM209 90V88L206 90V92ZM86 91V92H85ZM118 91V92H119ZM123 91V92H124ZM131 91V92H130ZM138 91V92H137ZM145 91V92H144ZM213 91H214V93H213ZM61 92V93H60ZM102 92V93H101ZM110 92V93H111ZM133 92V93H132ZM143 92V93H142ZM147 92V93H146ZM219 92V91H218ZM64 93V94H63ZM132 93V94H131ZM143 94L146 98L148 97L149 99V101H151L150 100V98H152V100L154 99V101L156 100L157 102V105H158V103L160 104V103H163V99L164 98H167V99H169L170 98V100L169 101H171V99L173 98H177V96H179L178 97V99L179 98H181L182 97V95H183V97H182V99H183V103H184V101L186 100V97H187V100L185 101V106L183 105V103L181 104V106H182V108H181V110H180V108L178 109V111L176 110V112H174L172 109H174V106L173 107H171V111H170V116H168L167 117V119H165L166 121H168V118L169 117H172L173 118V116L174 115H176V114H178L177 112H179V110H180V114H178V115H176V117L177 116H179V117H183V116H187L188 117V114H189V112H190V114L189 115H191V116H189L188 118L186 117L185 119H183V118H180V121H182V119L184 120V121H186V122H184L185 124H184V126H182L181 128H180V130L182 129V128H185V129H182L181 130V132L183 131L184 132V130H185V138H179V137H181L182 135L180 134V136H178V139L179 140H181L180 142H179V144L181 145L182 143L184 144V146H183V150H182V148L181 147H179V148H177L178 149V152H180L181 151V153L183 152H185L184 154H186L188 157V159L186 160H184L183 159V161H182V158H183V156H184V154L182 155V157H181V155H180V158H181V160H180V163H181V165H180V163L178 164V167H179V165H180V170L182 171H177L178 170V168L176 169L175 168V164H176V162H178L177 161V159H180V158H178L179 156H178V154L176 155V156H178V157H174V160H173V156H172V154H169V153H166L165 152V150H164V148H163V146H162V144L160 143V139L161 138H167L174 130H171V131H169L168 130V132H171L169 135L166 133V135H168L167 137L166 136H164V134H160V132L161 133H165L166 132V130H165V132H163L161 129L163 128L162 126H161V119L162 118H166V116L165 117H163L162 116V114L164 113V112H162V114H160V112L158 113V112H155V113H157V114H152V112L150 113V114H148V112L146 113V115H144V113H143V115H142V110H140V103H139V97H140V94ZM203 93H205V95L206 96H203ZM106 94V95H107ZM141 94V96L143 97V95ZM110 95V96H109ZM117 95V94H116ZM176 95V96H175ZM218 95V94H217ZM215 96L216 98L218 97V96ZM126 96V97H125ZM174 96V97H173ZM65 97V96H64ZM94 99H93V98ZM103 97V98H102ZM114 97H115V99H116V96L114 95ZM194 97H195V101H193V99H194ZM66 98V97H65ZM98 98V99H97ZM127 98H129V99H127ZM130 98H134L135 99V101L137 102V105L139 106H137V108H139V110H138V112H137V109L136 110H134L133 108H131V109H133V110H131V109H127V107H128V105L130 104V105H135V103H134V99H133V101L131 102V99ZM184 98H185V100H184ZM100 99V100H101ZM177 99V100H178ZM191 99V101H189ZM213 99V98H212ZM233 100H234V98H232ZM130 101V102H128V101ZM142 100L144 101V99L142 98ZM147 100V99H146ZM166 100V99H165ZM176 100V99H175ZM181 100V99H180ZM180 100H179V102H180ZM207 100V101H206ZM215 100V99H214ZM217 100V99H216ZM215 100V101H216ZM96 101V102H95ZM174 101V100H173ZM201 101H204V102H202V104H201V106L202 105H204L201 109H200V102ZM102 102V101H101ZM106 102V103H105ZM122 102V103H121ZM197 103V108H196V110H195V107H196V103ZM208 102V103H207ZM96 103V104H95ZM103 103V102H102ZM113 104V105H117V103L118 104H122V106H121V104L118 106H116V107H114L113 105L112 106H110V104ZM124 103H126V104H128V105H124ZM133 103V104H132ZM142 103V102H141ZM145 102H143V104H144ZM147 103V102H146ZM170 103H172V101L170 102ZM176 103V102H175ZM194 104V105H192V104ZM207 103V104H206ZM101 104V105H100ZM142 104V106H144V105H146V104H144L143 105ZM148 104V103H147ZM149 104H151V103H149ZM152 104H154V103H152ZM174 104V102L171 104V106ZM179 104V103H178ZM208 104H210L209 106H208ZM99 105H100V107L102 108H99ZM103 105H105V108H104V106ZM123 105H124V107H123ZM134 105L133 106H130V107H134ZM156 105V104H155ZM180 105V104H179ZM178 105V106H179ZM103 106V107H102ZM110 106V107H109ZM121 106V107H120ZM127 106V107H126ZM177 106V105H176ZM177 106V107H178ZM181 106H179V107H181ZM184 106V107H183ZM200 106V107H199ZM107 107H109L108 108V110H111V111H113L112 112V114L110 113L111 111H108L109 113H107ZM146 107V106H145ZM145 107H143V108H145ZM177 107H175V108H177ZM185 107H186V109H185ZM189 107H191V109L189 108ZM207 107V108H206ZM208 107L210 108V111L209 110H207L208 109ZM104 108V109H103ZM150 108V107H149ZM189 108V109H188ZM198 108H199V110H201V111H199L198 110ZM206 108V109H205ZM148 109V108H147ZM185 109V110H184ZM188 109V110H187ZM202 109H205V110H202ZM218 109V110H217ZM59 110L61 111H63V112H65L64 111V109L62 108L61 109V107L59 108L58 107V109H57V115H59L58 117L59 118H57V119H59V120H63L65 117H62V115H60V113H63L62 111L59 113ZM175 110V109H174ZM183 110V112H181ZM187 110V111H186ZM198 110V111H197ZM56 111V110H55ZM121 111H123V113L122 114H124V116L121 118V116H122V114H120L121 113ZM130 111V112H129ZM139 111H141L140 113H139ZM184 111H186V112H184ZM204 111V112H203ZM208 111L210 112L209 114H208ZM214 111V112H213ZM105 112V113H104ZM128 112L129 114H126V113ZM133 112V113H132ZM146 112V111H145ZM171 112L174 114H172L171 115ZM199 112H201V113H199ZM212 112V113H211ZM103 113H104V115H103ZM184 113V114H183ZM107 114L110 116V119H109V116H108V118L107 119H109L108 121H105L106 120V117H107ZM131 114V115H130ZM133 114V115H132ZM148 114V115H147ZM213 116H212V115ZM228 114H230L229 116H226V115ZM63 115H65V113L63 114ZM128 115V116H127ZM141 115H142V117H141ZM197 116V117H195V116ZM203 115V116H202ZM214 115H217V116H214ZM66 116V115H65ZM101 116V117H100ZM127 116V117H126ZM130 116V117H129ZM135 116H137V118L135 117ZM60 117L61 118H63V119H60ZM124 117H126V118H124ZM162 117V118H161ZM176 117L174 118V119H176ZM191 117V118H190ZM205 117V118H204ZM83 118V117H82ZM100 118H105L104 119V121H103V119H100ZM124 118V119H123ZM148 118V119H147ZM84 119V118H83ZM138 119H140L141 121H139ZM157 119V120H156ZM214 119V120H213ZM229 119H231V118H229ZM148 120V121H147ZM164 120V119H163ZM172 120V119H171ZM190 120L188 121V122H190ZM217 120V121H218ZM221 120L223 121L222 123H221ZM226 120L227 121H229L227 118H226ZM232 120V119H231ZM66 121V118H65V120H63L62 122L61 121H59L58 123H62L63 124V122H64V124L67 122H65ZM112 121V122H113ZM158 121V122H157ZM166 121L163 123V125H167V123H166ZM170 121V120H169ZM179 121V122H180ZM212 121H214V123L212 122ZM177 120L174 122V124L173 125H177ZM182 122V123H183ZM225 122V123H224ZM57 123V124H58ZM99 123V122H98ZM108 123V124H109ZM156 123V124H155ZM161 123V124H160ZM169 123H171V121L169 122ZM176 123V124H175ZM111 124H113V123H111ZM125 124V125H124ZM160 124V125H159ZM61 125V124H60ZM110 125V124H109ZM114 125H110V126H114ZM127 125V126H126ZM201 125V126H200ZM62 126V125H61ZM63 126H66V125H63ZM126 126V127H125ZM168 126H170V124H168ZM168 126H166L165 128H167ZM172 126V125H171ZM180 126H181V123H180ZM247 126H251V123H247ZM103 127V126H102ZM131 129H130V128ZM162 127V128H161ZM187 127V128H186ZM194 127V128H193ZM59 128V126L57 127V129ZM64 128V127H63ZM128 128V129H127ZM169 129H170V127H168ZM176 128H179V127H176L175 126V129ZM164 129V128H163ZM61 130H62V128L60 127V129H59V131H60V133H61ZM179 130V131H180ZM56 132L58 131V130H55ZM58 131V132H59ZM63 131V130H62ZM131 131V132H130ZM178 131V132H179ZM189 131V130H188ZM196 131H198V130H196ZM50 132H52V130L50 131L49 130V132L47 133V137L48 136H50L49 134H50ZM128 132H130V133H128ZM178 132H177V135H178ZM182 132V133H183ZM190 132V131H189ZM53 134V133H52ZM55 134V133H54ZM129 134H131V135H129ZM135 135V137H133V138H135V139H132V137H128V135L129 136H133V135ZM59 135V133H57V136ZM66 135V134H65ZM171 135H173V133L171 134ZM184 135H183V137H184ZM62 136V134L61 135H59V139L60 138H62V140H60L61 142H63V140H68V138H67V135H66V138H64L63 136ZM174 136V135H173ZM189 136V135H188ZM213 136L214 137H216V134L213 132ZM51 137L52 136H50V139H51ZM53 137L55 138V136L53 135ZM52 137V138H53ZM113 137V138H112ZM128 137V138H127ZM175 139L177 138L176 137V134H175ZM230 137V138H231ZM127 138V139H126ZM138 138V139H137ZM148 138V140L146 141V139ZM169 138V137H168ZM228 138H229V136H228ZM229 138V139H230ZM47 139V138H46ZM45 139V140H46ZM72 139V138H71ZM106 139H107V137H106ZM105 139V140H106ZM108 139V140H109ZM119 139V141H117ZM131 139V140H130ZM169 139H173V140H171V141H173V143L175 142V141H179L178 139H174V138H172V137H170ZM232 140H234V137L233 138H231ZM37 140H39V139H37ZM41 141H42V139H40ZM47 140H49V138L47 139ZM54 140V139H53ZM57 140V139H56ZM111 140H109V141H111ZM135 140V141H134ZM182 140L184 141V142H182ZM232 140H230L231 142H230V144H233V141ZM36 141V140H35ZM39 142L38 143V141H37V144H38V148H39V145H40V148L39 149H41V148H43L42 146H44V145H42L41 143H43V142H45V141H42V142ZM50 141V140H49ZM74 140H72V142H73ZM134 141V142H133ZM137 141H139V142H137ZM147 142L146 144L144 143V142ZM48 142V141H47ZM51 143L53 142L52 141V139H51V141H50ZM49 142V144H51ZM57 142H59V141H56V143ZM71 142V145L72 144H74V145H72L73 146V148L75 149V147H76V145H75V142L74 143H72ZM105 141H104V143H106ZM118 142V143H117ZM120 142V143H119ZM122 142V143H121ZM129 142V143H128ZM136 142H137V144H136ZM158 142V143H157ZM54 143V142H53ZM53 143L51 144V145H53ZM66 142H63V144H61V143H59V145H58V148H57V150L56 151H53L55 148H56V145H53V146H55V147H53V149H52V151H51V149L49 148L50 146H48V150L50 149V151H49V153H47V156H44L43 154V156H44V158L45 157H49V159H47V161L49 162V161H51L52 160V158L54 159V157H53V154L52 153H55L56 154V157H58V163L56 164L55 163V165H57V167L58 168H56L57 170L60 168V169H63L64 171H68V174H67V172H64L63 170L62 171H60V172H62L61 174H64V175H61V177H60V182H61V179H62V177L64 178V179H62V181L64 182V180L66 179V175L67 176H69V178H70V176H72L71 178V180L73 181L74 179H73V177H80V174H81V177H80V179L83 181V187H85L86 186V182H84V181H89V180H85V179H87L88 177H85V176H88V174H86L85 176H84V172H82V171H86L85 169H83V168H80L79 169V167H81L82 165H80L81 163L78 161V163H77V158H75V157H73V156H76L77 157V152H76V154L75 155H72L73 153H74V150L73 149H71V147H70V150H73V152L71 151V152H69V151H65L66 149H68L67 148V146L69 145V146H71L70 145V141H68L66 144H68L67 146H64V144H65ZM110 143V144H111ZM126 143V144H125ZM148 143L150 144V145H148ZM36 144V143H35ZM46 144H48V143H46ZM45 144V145H46ZM63 145V146H61V145ZM98 144V145H99ZM132 144V145H131ZM177 147H178V143L177 142H175L174 143ZM182 144V145H183ZM97 145V146H98ZM105 145V144H104ZM129 145V146H128ZM136 145V146H135ZM179 145V146H180ZM181 145V146H182ZM110 146V145H109ZM144 146V147H143ZM35 147H37V145H35ZM51 147V148H52ZM63 148L62 149V154L61 153H59V152H57L58 151V149L60 150V148ZM121 147V148H120ZM124 147H126V148H124ZM149 147L151 148V149H149ZM37 148V149H38ZM44 148L46 149V147L44 146ZM43 148V149H44ZM78 148V147H77ZM80 148V147H79ZM82 148V147H81ZM176 148V147H175ZM43 149H41L39 152L40 153H42V152H44L43 151ZM108 149H110V150H108ZM120 149V150H119ZM123 149H125V150H123ZM146 149V150H145ZM177 149H176V151L175 152H177ZM47 150V151H48ZM120 152V156L119 157H117L118 155H119V152ZM148 150H152V152L153 153H150V154H152V156H154V160H151V159H148V156L147 155H149V154H147V152L146 151H148ZM173 150H175V149H173ZM42 151V152H41ZM61 151V150H60ZM107 151V152H106ZM123 151V152H122ZM149 151V152H150ZM222 151L225 153V156L227 157V159H228V156L232 153V152H234L235 150L233 149V147H227L226 145H224V147H223V149H222ZM50 152H52V153H50ZM66 152V153H65ZM79 152V151H78ZM91 152V151H90ZM129 152V153H128ZM139 152V153H138ZM164 152V153H163ZM222 152V153H223ZM65 153V154H64ZM80 153L82 154V151H80ZM127 153V154H126ZM163 153V154H162ZM173 153H174V151H173ZM48 154H49V156H48ZM54 154V155H55ZM61 154V155H60ZM101 154V155H102ZM129 154V155H128ZM146 154V155H145ZM46 155V154H45ZM63 155V156H62ZM84 155V154H83ZM82 155V156H83ZM86 155V154H85ZM116 155V156H115ZM127 155L128 156H130V157H127ZM134 155V156H133ZM161 155V156H160ZM224 155V154H223ZM78 156H80L81 157V155L78 153ZM122 156H124V157H122ZM146 156H147V158H146ZM151 156V155H150ZM151 156V157H152ZM93 157V156H92ZM111 157V158H112ZM113 157V158H114ZM150 157V158H151ZM159 157H160V160H161V162L162 163H164V165L166 166H164L161 162H159L160 160H158L159 159ZM186 157V156H185ZM193 157V156H192ZM199 157V158H198ZM50 158H51V160H50ZM60 158V159H59ZM129 158V159H128ZM175 158H177L176 159V161H175ZM78 159H79V157H78ZM80 159H82V158H80ZM156 159V160H155ZM171 159V160H170ZM27 160V159H26ZM29 160V159H28ZM27 160V161H28ZM46 160V159H45ZM74 160V161H73ZM87 160H89V161H91V159H87ZM131 161V162H129V161ZM134 160L136 161V160H139V164H141L140 165V169H142L143 170V168L144 167H147L148 166V163H146V162H151V163H153L152 165H151V172H150V170L147 168V170H149L148 172H147V176H151V178H153V179H155V180H150V181H147L146 180V182H145V180L141 177V176H139L138 177V172H136V168H134L135 166H134V164H131L132 162H134ZM173 160V162L174 163H171V161ZM53 162L55 161V160H52ZM76 161V162H75ZM93 161V160H92ZM94 161H96V159H94ZM170 161V162H169ZM182 161V162H181ZM234 161V160H233ZM28 162H30V164H31V161H28ZM46 162V161H45ZM86 161H84L83 160V163H85ZM168 162V163H167ZM187 162V163H186ZM205 162V163H204ZM47 163V162H46ZM150 163V164H151ZM193 163H195V164H193ZM198 163V164H197ZM27 164V163H26ZM30 164H28L29 166H30ZM47 164H52L51 162L50 163H47ZM71 164H73L72 166H73V168H74V171H75V173L73 172V170H71ZM76 164H79V165H76ZM86 164V163H85ZM130 164V165H129ZM174 164V165H173ZM183 164V165H182ZM193 164V165H192ZM34 165V163L32 162V166ZM55 165H54V167H55ZM76 165V166H75ZM127 165H129V167L127 166ZM167 165H169L168 167H167ZM173 165V166H172ZM68 166H70V169H67L68 168ZM77 167L76 169H75V167ZM84 166V165H83ZM82 166V167H83ZM125 166H126V168H125ZM150 166V165H149ZM182 166V167H181ZM195 167V170H194V167ZM27 167V166H26ZM54 167H53V169H54ZM62 167V168H61ZM108 167V168H107ZM117 167H119V168H117ZM155 167V168H154ZM72 168V169H73ZM29 169V168H28ZM31 169V168H30ZM35 170H36V168H34ZM56 169H54V170H56ZM59 169V170H60ZM66 169V170H65ZM114 169V170H115ZM155 169V170H154ZM58 170V171H59ZM70 170V171H69ZM76 170H79V171H77V173H78V175L77 176H75V174H77L76 173ZM110 170V169H109ZM112 170V169H111ZM111 170L109 171V172H111ZM175 170V171H174ZM27 171L28 170H26V173H27ZM32 171L34 172V175H35V171L33 170V168H32ZM57 171V172H58ZM29 173H27V175L28 176H26V177H28V179H29V182H31L33 185H35V188H36V185H37V183L39 184L40 183V174H37L38 172H36V174L37 175H35L34 177L32 176V174L33 173H31V170H29L28 171ZM64 172V173H63ZM153 172V173H152ZM59 173V172H58ZM71 173V174H70ZM130 173H134V175L136 176V179L134 180V184H132V185H129V188H127L126 187V182H127V177L130 175ZM70 174V175H69ZM156 174V175H155ZM39 175V176H38ZM199 175V176H198ZM39 177V181L37 182V179L35 178V177ZM59 176H60V173H59ZM169 176V177H168ZM172 176V177H171ZM173 176L175 177V178H173ZM37 177V178H38ZM198 177H200L202 180H203V182H204V186L203 187H198V181H197V178ZM69 178H67V179H69ZM85 178V179H84ZM169 178V179H168ZM170 178H172L171 180H172V182L170 181ZM65 180V182H68L69 180ZM76 179V178H75ZM89 179V178H88ZM211 179V180H210ZM26 181H27V179H26ZM72 181H71V183H72ZM144 181V182H143ZM214 181V180H213ZM41 182H42V180H41ZM80 182V181H79ZM143 182V183H142ZM30 183V184H31ZM70 183V184H71ZM77 183H78V181H77ZM88 183V182H87ZM29 184V183H28ZM32 184H31V186H32ZM41 184V183H40ZM40 184H39V186H40ZM65 184V183H64ZM72 184H74V185H72V186H76L75 185V180L73 181V183ZM175 184V185H174ZM43 185V184H42ZM67 185V184H66ZM65 185V186H66ZM69 185V184H68ZM68 185L66 186V187H68ZM85 185V186H84ZM89 185V183L87 184V186ZM165 185V186H164ZM168 185V186H167ZM29 186V185H28ZM77 186H78V184H77ZM80 186H81V184H80ZM125 186V187H124ZM140 186H143V187H140ZM41 188H42V186H40ZM71 186L69 185V188H70ZM89 187V186H88ZM87 187V188H88ZM165 187H167V189L165 188ZM32 188H34L33 186H32ZM34 188V189H35ZM68 188V189H69ZM73 188V187H72ZM72 188H70L71 190H72ZM87 188H86V190H87ZM143 188V189H142ZM29 189H31V187L29 188ZM68 189H66L67 191H68ZM74 190L72 191L73 192V195H77V193L79 192V190L77 189V187L76 188H73ZM78 190L77 192H74V191H76V190ZM123 189H125V192L123 191ZM141 189V190H140ZM144 189H145V191H144ZM166 189V190H165ZM168 189H170V190H168ZM26 190H27V188H26ZM36 190H38V189H36ZM36 190L34 191H31V193H35L36 192ZM40 190H42V189H40ZM84 190V188L82 189V190H80V191H83ZM86 190L83 192L84 194L86 193ZM112 190V189H111ZM163 190H165V191H163ZM28 191V192H27ZM27 191H25V190H22V195H21V200H22V204H23V206L25 207V208H27L26 209V214H28V216L27 215H25L28 219L26 220V226L28 227V226H30V228L28 227H26V229H31L30 231H28V232H26V233H31V232H33V233H35L34 231H36L37 232V229L35 230V228L37 227L38 228V222L40 223V221H41V225L42 224H44L43 223V221L44 220H46L45 218H46V212L47 211H49L50 209V207H49V205L47 206V204H48V201H49V199L47 198V196L44 198V199H46L47 200V202L45 201V200H42V198L44 197L43 196V194L40 192V191H38V196H39V193L41 194L40 195V197L42 196V198L40 199V197L38 198V196L35 194L34 195V193L32 194V195H30L29 194V190H27ZM141 191V192H140ZM144 191V192H143ZM172 191V192H171ZM43 192V191H42ZM70 190H69V193H72ZM120 192H122L121 194H122V196H120L121 194H120ZM124 192V193H123ZM140 192V193H139ZM68 193V192H67ZM69 193H68V195H69ZM141 193H144V194H141ZM79 195H81L80 194V192L78 193ZM67 195V194H66ZM67 195V196H68ZM78 195V196H79ZM126 195V196H125ZM77 196V199L79 198V197H81V196H79L78 197ZM142 196V197H141ZM34 197H36L38 200H42V201H38V203L40 202V204H38V207H40V208H38L36 205H37V202H36V200H35V204H34ZM105 197H107V196H105ZM128 197H130L129 199L130 200H126V198H128ZM163 197V198H162ZM171 197V198H170ZM31 198L33 199V200H31ZM70 198V199H71ZM162 198V199H161ZM174 200H173V199ZM112 200V201H111ZM175 200H177V202H175L174 203V201ZM72 201V200H71ZM79 201V200H78ZM77 201V202H78ZM99 201L101 202V203H99ZM184 202V203H186V205H187V207H188V209L190 210V212H189V221L187 220L188 219V217H186V215H185V212H183L184 210H179V212L177 211V210H175V211H173V207L174 206H176L175 204H177V205H179V203L178 202ZM42 202H46V207L49 209H47V211L46 210H44V207H45V205L43 206V203ZM51 201H49V203H50ZM107 202H109V203H107ZM157 202V203H156ZM226 202H228V203H226ZM79 203V202H78ZM98 203V204H97ZM137 203V204H136ZM142 203V204H141ZM144 203H146L145 205H144ZM32 205L33 206V204L35 205V207H37V208H34V206L33 207H29V205ZM51 204H52V202H51ZM51 204H50V206H51ZM96 204L99 206H96ZM131 204H133L135 207L137 206V208L139 207H142V208H140L139 210H140V214L142 213V210L143 211H146L147 212V214H146V212H144V214L142 215L143 217L145 216V218H147V216H149L148 218H150V219H152L151 220V224H149V222L148 223H146L147 221H144V223L143 222H141V227L139 226V228H138V230H134V231H132V229H133V227H135V226H133V224H132V227H130V225H129V222L128 221H130V220H132V221H134V220H136V219H134L133 220V216H135L134 214L132 215L131 213L133 212H131V213H129L128 211L129 210H127V209H130V207H133V206H131ZM136 204V205H135ZM139 204H141L140 206H139ZM147 204H148V206H147ZM231 205V206H227V205ZM238 204H239V206H243V209L241 210V211H239V210H237V208H236V206H238ZM40 205V206H39ZM106 205V206H107ZM160 205V206H159ZM174 205V206H173ZM96 206V207H95ZM145 206V207H144ZM43 208V211L42 210H39V209H42ZM78 207H79V209H78ZM94 207V208H93ZM152 207V208H151ZM178 207V206H177ZM30 210H29V209ZM53 208V207H52ZM81 208V209H80ZM92 208L94 209V211H92ZM104 208H107V207H104ZM103 208V209H104ZM118 208V209H117ZM46 209V208H45ZM86 209V210H85ZM98 211H97V210ZM126 209V210H125ZM135 209V208H134ZM28 210V211H27ZM77 210H79V211H77ZM121 210V211H120ZM132 210V209H131ZM138 210V211H139ZM149 210H150V212H149ZM161 210V211H160ZM46 211V212H45ZM51 211V210H50ZM87 211V212H86ZM90 212V214H92L91 215V217H93L92 219H91V217H89V212ZM91 211H92V213H91ZM105 213H107V212H109L108 211V209H107V211L104 209L103 210ZM152 211V212H151ZM164 211V212H163ZM176 211H177V213H176ZM182 213H181V212ZM30 212V213H29ZM43 212H45V214L43 213ZM84 212V213H83ZM103 212V213H104ZM120 214H122L123 215V213H125L126 212V214H124L123 215V217L121 218V220L122 221H125L126 219V222H125V224H122L123 226L125 225V228L127 229L128 227H130L129 228V230L127 229L126 231L125 230H123L122 229V227L120 226V222H122V221H120L119 220V216H118V214L119 213ZM134 212H136V211H134ZM174 212V214H172ZM10 213H12V212H10ZM9 213V214H10ZM42 213L44 214V215H42ZM52 213H53V211H52ZM51 213V214H52ZM75 213V214H76ZM85 214L86 213V215H84V216H82L83 214ZM102 213V212H101ZM100 213V214H101ZM102 213V214H103ZM129 213V214H128ZM148 213H150V214H148ZM155 213V214H154ZM161 213L163 214V215H161ZM178 213H180V214H178ZM42 215V217H44L42 220L41 219H39V220H35V222H33L32 220L33 219H31L30 217H37V218H40V217H38L39 215ZM48 214H50V213H48ZM47 214V215H48ZM75 214H74V216H75ZM95 214V215H94ZM119 214V215H120ZM138 214V213H137ZM157 214V215H156ZM170 214V215H169ZM177 216H176V215ZM11 215H13V214H11ZM11 215H9V216H11ZM55 214L53 213V215H52V217L54 216ZM78 215L76 214V216H75V218H77L78 217ZM130 215V216H129ZM160 215H161V217H160ZM172 215H175V216H172ZM183 215V216H182ZM30 216V217H29ZM106 216V217H107ZM129 216V217H128ZM137 216V215H136ZM139 216H141V215H139ZM141 216V217H142ZM159 217V219H158V217ZM169 216V218H167ZM185 216V217H184ZM13 217V216H12ZM12 217H10V219L12 218ZM41 217V218H42ZM48 217V216H47ZM86 217V218H85ZM106 217H104V218H106ZM174 217V218H173ZM99 218H100V216H99ZM109 218V217H108ZM144 218V219H145ZM9 219V218H8ZM15 219V218H14ZM17 219V218H16ZM29 219H31V221H32V223H31V221L29 220ZM36 219V218H35ZM48 219L49 218H47V221H48ZM102 219V218H101ZM130 219V220H129ZM143 219V218H142ZM141 219V220H142ZM12 220H13V218H12ZM77 220H79V219H77ZM81 221H82V218L80 219ZM90 220V221H89ZM95 220V222H93ZM104 220V219H103ZM140 220V221H141ZM154 220V221H153ZM236 220V221H235ZM37 221V222H36ZM49 221H50V219H49ZM93 222V224H91L92 222ZM98 221V222H97ZM107 221V225H105V222ZM170 221V222H169ZM227 221H231V223L233 224V221H234V223H235V227L237 228L236 230H234V226H233V228L232 227H230L232 224H230V226H228L227 224H228V222ZM245 221V222H244ZM4 222L5 221H3V222H0V225H3L4 224ZM90 222V223H89ZM226 222H227V224H226ZM48 223V222H47ZM47 223H46V225H47ZM85 223V222H84ZM98 223L99 224H101L102 225V227L100 226V225H98ZM134 223V222H133ZM136 223V222H135ZM134 223V224H135ZM230 223V222H229ZM239 224V225H238ZM36 227H35V226ZM45 225V224H44ZM44 225H42L43 226V230H44V228L46 227V229H47V226L45 225V227H44ZM49 225V224H48ZM126 225H128V227L126 226ZM136 225V224H135ZM34 226V227H33ZM84 226H85V224H84ZM89 226V227H88ZM90 226H91V228H90ZM93 226V227H92ZM106 228H105V227ZM137 226V225H136ZM32 227V228H31ZM40 228H41V226H39ZM104 227V228H103ZM227 227H229L228 229H227ZM240 227V226H239ZM34 228V229H33ZM40 228H38V230L40 229ZM124 228V227H123ZM132 228V229H131ZM230 228H232L231 230H234V231H232V232H228V230L230 229ZM242 228L244 229V226H242ZM241 228V229H242ZM32 229H33V231H32ZM95 229V230H94ZM240 229V230H241ZM40 230H42V229H40ZM39 230V231H40ZM42 230V231H43ZM49 230H51L50 228H49ZM93 230V231H92ZM245 230H247V229H245ZM38 231V232H39ZM42 231H41V234H38L37 235V233H36V236H42ZM48 232V231H47ZM130 232H132V234H134V235H131V233ZM240 232L241 233H243L242 231H239V236H241L240 235ZM247 232L249 233V236H251V238H252V232L251 231H248L247 230ZM33 233L32 234H29L30 236H33ZM40 233V232H39ZM44 233L46 234V232L44 231ZM54 233V232H53ZM248 233H246V231H244V235L245 234H248ZM44 234V235H45ZM49 234H52L51 233V231H49ZM226 234H229L231 237H228V236H226ZM237 234V237H239L238 236V233H236ZM235 234V235H236ZM35 235V234H34ZM241 236L242 238H240V239H244L243 237H245V236ZM29 236V237H30ZM30 237V238H36V239H34L35 240V243L34 244H36V243H38L39 241H41V239L44 237H42L41 238V236H40V238H38V240H37V237ZM98 238V239H97ZM235 237H233V239H234ZM247 238H250V237H248L247 235H246V238L245 239H247ZM250 238V240H254V238H252L251 239ZM239 239V238H238ZM239 239V240H240ZM244 239V240H245ZM27 240H30V239H27ZM44 240H46V242H47V239H45V238H43L42 239V243H40V244H42V245H40L39 243L38 244H36V245H38L37 247H35V249H34V247L31 245V247L30 248H28V247H26V249L28 250V251H30V252H32V254L33 255H35V253H36V251H38V250H36V249H39V247L41 246L42 248L41 249H43V251H45L46 250V248L44 247L45 245H47V243L45 244V243H43V241ZM239 240H237L236 239V243H234V244H238V243H240L241 244V242H242V240L240 241V242H238ZM250 240H247V242H244L243 241V244H245V243H248V244H246V245H249L250 243L248 242V241H250ZM32 241H33V239H32ZM38 241V242H37ZM225 241V242H226ZM27 242H31V240L30 241H27ZM255 242V241H254ZM9 242H8V240H0V252H2L3 251V254H5L4 253V251L5 250H8V244ZM32 243V242H31ZM31 243H27L28 245H30ZM26 244V245H27ZM33 244V245H34ZM252 245H253V243H252ZM126 246V247H125ZM241 246V245H240ZM243 246V245H242ZM250 246H251V244H250ZM249 246V249L247 248V247H245V246H243V248L242 247H237L236 245H235V247L237 248V249H240V250H242V252L244 251V249L246 250V248H247V251L249 252L250 251V249L251 250H253V248H251ZM253 246H256V244L255 245H253ZM32 247H33V249H32ZM44 247V248H43ZM123 247H125V248H123ZM129 249H128V248ZM121 248H123L122 250H121ZM40 249V250H41ZM137 249H138V251H137ZM256 249V248H255ZM2 250V251H1ZM36 250V251H35ZM40 250L37 252V254H39V255H37V256H33V257H36L38 260H39V257H41L42 255H44V257L46 256V255H48V254H46V252H44V253H39L40 252ZM112 250V251H111ZM115 250V251H114ZM236 250V249H235ZM257 250V249H256ZM263 251H262V253H261V258H260V260H256V258H255V260L256 261H254L253 263H252V261H251V264H264V248L262 249ZM28 251H26V252H28ZM42 251V250H41ZM110 251H111V253H110ZM237 251V250H236ZM239 251V250H238ZM6 252V251H5ZM252 252H254V251H252ZM251 252V253H252ZM256 252V251H255ZM254 252V253H255ZM109 253V254H108ZM121 253L119 254V252L118 253H116L115 255H113L114 257H117L118 255H121ZM245 253H246V251H245ZM253 253V254H254ZM27 254V253H26ZM28 254H29V252H28ZM27 254V255H28ZM107 254V255H106ZM30 255V254H29ZM28 255V256H29ZM110 255V256H111ZM27 256V257H28ZM31 256V257H32ZM30 257V256H29ZM29 257H28V259H29ZM30 257V258H31ZM44 257H42L43 259H41V260H39V263L40 264H43V262L41 263V261L42 260H44V259H46V258H44ZM48 257V256H47ZM119 257V256H118ZM49 259H50V257H48ZM47 258V259H48ZM48 259V260H49ZM31 260V259H30ZM29 260V261H30ZM33 260V259H32ZM36 260V259H35ZM37 260V261H38ZM51 260V259H50ZM37 261H35V262H37ZM47 261V260H46ZM31 262H33V261H31ZM48 262V261H47ZM53 262V261H52ZM250 263V262H249ZM37 264V263H36ZM44 264H45V261H44ZM48 264V263H47ZM49 264H50V262H49ZM53 264V263H52Z\"/></svg>",
  "mask_w": 264,
  "mask_h": 264
},
{
  "label": "crops",
  "instance_id": "0c3cea01",
  "mask_svg": "<svg viewBox=\"0 0 264 264\" xmlns=\"http://www.w3.org/2000/svg\"><path fill=\"white\" fill-rule=\"evenodd\" d=\"M203 131L207 147L216 149L213 132L204 127ZM235 153L237 158L234 161L228 160L225 155L210 156L205 161L206 173L216 182L229 178L238 180L240 190H244L245 209H248L251 215L260 210L264 217V132L255 133L251 126H248V133L240 141ZM135 179L134 173H130L126 187L134 184Z\"/></svg>",
  "mask_w": 264,
  "mask_h": 264
}]
</instances>
